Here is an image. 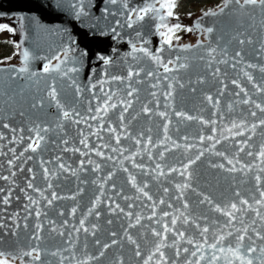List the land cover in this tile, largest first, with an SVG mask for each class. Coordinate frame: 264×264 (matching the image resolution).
<instances>
[{
  "label": "water",
  "instance_id": "obj_1",
  "mask_svg": "<svg viewBox=\"0 0 264 264\" xmlns=\"http://www.w3.org/2000/svg\"><path fill=\"white\" fill-rule=\"evenodd\" d=\"M73 2L74 0H0V25H8L14 29L13 38L18 47L17 55L13 59L0 62V69L3 70L0 71V88L8 92L19 91L21 88L24 90L23 97L17 96L14 104H0V125L9 123L17 129L25 128L22 133L24 140L11 142L13 136L19 137L21 133H13L0 126V134L5 137L0 140V152L4 153L0 154V176L9 177V180L0 179V189H3L0 192V223L5 225L0 228V253H3L0 259H7L10 264H22V261L23 264H60L61 257H64L63 264H118L117 258H122L124 264H144L151 256L149 264H159L160 257L156 247L161 243V237L153 235L155 230L167 237L163 244L168 246L161 247L160 251L165 253L168 264H186L188 260L192 264H209L213 250L208 245L221 235L225 239L219 246H223L225 251L216 250L215 254L219 259L215 264H240L227 249H235L236 237L244 234L245 228L247 235L243 241L242 254L247 255L246 249L251 243L248 236H251L257 247V253L253 257L259 255V248L264 247V240L257 238L256 232L264 234V221L256 212L259 211L264 216V206L256 201L262 199L260 192L264 191V171H261L264 163H261L258 155L261 145L264 144V126L258 125L255 134L251 131V126L264 118V113L255 108V103L264 105V92L257 91L244 73H250L254 82L264 87V73L246 67L249 62L264 64V53L256 52L261 43H264V16L260 10L240 9L238 5L229 4L220 13L224 0L215 9L192 16H177L178 19L167 17L166 11H162L160 14L166 17L164 23L170 27L179 23L182 27L192 28L186 41H173L170 47L164 43V37L160 34L166 33L167 29L161 27L158 30L161 23L159 14L149 12L142 21L136 20L138 12L134 10L150 4L159 8L156 0H124L117 5H111L108 0H84L87 14L80 19L75 18L76 9L70 6ZM75 2L78 3V0ZM125 2L127 8L124 7ZM160 2L163 3L164 0ZM105 6L117 14L104 19L101 10ZM206 12L219 14L205 15ZM129 15L133 21L131 28L127 23ZM116 20L120 21L119 36H100L98 28L93 27L98 25L108 32L115 26ZM208 27L213 28L211 34L204 31ZM137 32L140 36H137ZM249 36L253 39V44H239V39L247 40ZM73 41L75 43L72 50L65 57L64 50ZM132 43L137 48L147 49L152 56H159L161 63L143 52L133 53ZM198 44L201 46H197ZM188 45L192 47L185 50ZM211 48L216 51L210 52ZM25 51L29 53V72L13 73V69L24 66ZM236 51L242 52L243 62L237 63L233 68L231 65L235 62L233 57ZM83 52H87V56H82ZM100 54L110 58L112 63L105 65L99 59ZM58 55L60 60L55 59ZM64 59H67V64L61 63ZM169 60L173 63L169 64ZM221 60H227L228 63H221ZM73 62L80 71L69 72L68 76H64L63 72L72 67ZM49 63L53 67L60 64L61 71L44 73L43 66ZM161 64L166 65L170 71H165ZM181 64L187 67L182 68ZM216 68L221 71L213 75ZM129 70L133 73L139 71L140 75H133L130 82L127 79L123 82L112 80L113 76L127 77ZM33 72L37 75L31 76ZM149 72L153 75L148 76ZM10 75H16L17 79H9ZM21 76L23 79L19 78ZM71 78H75L76 84L85 89L81 95H77L75 88L69 86ZM200 78H203V83L199 82ZM233 80L245 89L247 96L232 83ZM52 82H55L60 99L65 102L66 107L75 108L80 115L73 113L71 119L62 121L66 133L59 130L42 133L46 136V142H42L41 149L35 153L30 149L24 152L30 143L28 137L34 136V133L27 130L33 122L47 121L53 124L55 118L48 113H56L54 107L30 108L33 98H43L47 85ZM129 83L132 88L139 90L132 97L126 95ZM93 84L95 88L91 87ZM152 84L157 86L153 88ZM169 84L172 85L171 88ZM181 84L184 87H180ZM169 91L173 95L166 99L165 93ZM152 92L156 93L155 97L150 95ZM112 93L115 95L109 102L106 94ZM208 95L212 96V101L207 99ZM129 99L133 104L125 113L124 124L121 125L118 115L122 111V105L119 101ZM245 99L249 103H243ZM217 100L218 105L215 104ZM45 103L47 105V101ZM106 103H117V107L110 109L107 115L103 111L97 114L96 108L99 106L103 109ZM145 104L151 109L148 114L142 112ZM89 108L92 111H88ZM20 111H24L25 116L21 117L18 114ZM177 111H182L194 119L178 117ZM251 111L257 113L256 117L251 115ZM160 112L167 115L161 117ZM93 116L97 119H91ZM133 116L136 119H132ZM81 117L85 119L80 124L73 123V120H80ZM234 123L236 127H233ZM165 125L168 128L167 133L164 131ZM109 126L116 128L115 134L108 131ZM79 131L88 136L87 148L79 143ZM93 132L98 135H91ZM117 135L119 144L116 143ZM165 135L169 139L166 140ZM209 136L214 138L209 140ZM61 138H67L69 143H60ZM65 147L70 150L63 151ZM241 147L244 148L243 151H240ZM11 148H15L19 159L9 151ZM73 148H79L80 152L72 151ZM113 148L117 151H112ZM97 150L104 153L103 157L96 154ZM201 151L204 155L195 164L189 165V161L195 159ZM21 152H24L22 156ZM81 152L86 155H81ZM216 152L224 153L233 163L229 164L228 159L216 155ZM248 152L252 155H248ZM29 156L33 159H27ZM57 156L60 160L56 159ZM9 159L15 161L14 165L8 164ZM41 160L49 161L45 167L50 171L52 188L47 187L49 181L44 179ZM81 161L84 162L83 167ZM60 163L69 170L61 169ZM134 164L143 167H134ZM212 164H223L224 168L212 167ZM96 165H100V168L93 171ZM185 165H188L191 177L184 171ZM233 165L237 170L227 171ZM241 165L248 167L241 169ZM29 168L32 172L28 171ZM124 168L128 172H124ZM12 172H16L14 177ZM109 172H114L115 175L105 182ZM33 174L34 180L31 179ZM129 174L135 176L138 187L148 185L144 189L148 196L132 186L128 180ZM256 176L261 177L259 182ZM29 180L35 187L44 190L49 198L55 191L64 199H57L51 206H47L39 193L27 188ZM186 183L191 186L184 188ZM113 184L115 188L112 187ZM81 188L83 192L77 194ZM165 188L168 189L167 192L164 191ZM193 188L196 189L195 192ZM21 189H25L38 203L32 204ZM9 191L10 203L4 205L2 199ZM197 193L207 195L212 203H199L203 195ZM73 196L75 199L71 198ZM125 196L130 199L125 200ZM96 197H99L100 203L95 205V210L89 215L88 209L94 206ZM241 199L249 203L242 205ZM185 202L188 203V208H184ZM233 203L242 211L232 209ZM117 204L124 209V213L132 215L129 217L120 212L116 208ZM216 206L232 212L235 219L229 223V217L216 211ZM73 207L77 208L74 215L71 213ZM37 209L42 213L39 221L35 215ZM45 212L47 216L43 215ZM60 212L64 214L59 215ZM96 212L100 213L99 218L96 217ZM165 212L168 213L167 216L164 215ZM26 216L27 229L23 227ZM82 218H86L84 226L89 229L88 233L83 229L75 231L80 228L79 221ZM173 219L176 220L175 226L172 225ZM50 220L55 221L56 231L51 230L54 225L49 223ZM65 220L68 221L67 224H64ZM109 220L112 221L111 224L108 223ZM37 222L43 226L39 240L31 238L36 232ZM17 223L20 224L18 229L15 227ZM93 225H96L95 229ZM164 225L171 231L165 233ZM203 227H208L209 232L202 236ZM13 231L15 235L12 234ZM93 231L94 236L91 234ZM113 231L117 233L115 237L111 235ZM125 231L140 245V257L135 256V246L127 241ZM60 232L64 235H59ZM179 232H184V237H178ZM229 232L232 235H228ZM96 239L101 241V245L111 243L113 239L119 243L110 247L103 257L89 260L88 257L99 254L100 246L94 244ZM189 239L193 241L192 244L187 242ZM174 242L175 247L172 246ZM199 245H203V248H199ZM37 247L40 252L39 261L24 255ZM176 247L180 249L178 257ZM184 248L189 251L185 253ZM193 251L196 256L191 255ZM52 252H58V255L53 256ZM201 256L204 257L202 260L199 259Z\"/></svg>",
  "mask_w": 264,
  "mask_h": 264
},
{
  "label": "snow or ice",
  "instance_id": "obj_2",
  "mask_svg": "<svg viewBox=\"0 0 264 264\" xmlns=\"http://www.w3.org/2000/svg\"><path fill=\"white\" fill-rule=\"evenodd\" d=\"M118 2H124V0H108V3H110L111 5H117ZM156 3L159 4V8H156L154 5H148L146 7H142V8H139L138 10H134V11H137L138 14L136 16V20L137 21H142L144 18H145V15L148 14L149 12H153V13H156V14H159V20L161 21V23L158 25V30L159 28H166L167 29V32H161V36L164 37V43L169 45L170 47L172 46V43H173V36L175 35V32L178 31V30H181L182 29V26L181 24L177 23L175 24L174 26H169L168 24L164 23L166 17L164 14H160L162 11H166V16L167 17H173L174 16V8L176 7V0H164L163 3L160 2V0H156ZM229 4H235V5H238L240 9H247V8H251V9H259L260 12H261V15L264 16V0H225L224 4L220 7V13H223L224 9L227 8L229 6ZM73 9H76L74 15H75V18L76 19H80L82 16L86 15V10L84 8V0H78V3L74 2L70 5ZM124 7L127 8V3L125 2L124 3ZM102 11V17L104 19H106L109 15H112V16H115L117 13L115 11H110L108 7H103V9L101 10ZM219 13L217 12H206L205 15H218ZM99 19V18H98ZM178 19V17H177ZM128 27H132L133 26V21H132V18H131V15H129L128 17ZM114 24L115 26L111 27L108 32L105 31L104 28L102 27H99L98 25H94L93 27H97L98 28V34L100 36H105V35H109V34H112L114 36H119V31H118V28L120 26V21L119 20H116L114 21ZM199 24H197V28H199ZM187 31H192V28H187L186 29ZM0 31H8V32H14V29L9 27L8 25H0ZM205 32H207L208 34H211L213 32V28L212 27H208L206 29H204ZM137 36H140V33L137 32ZM178 39V38H177ZM239 44L240 45H244L245 43L247 44H253V39L251 38V36H249L247 38V40L245 39H239L238 40ZM75 42L73 41L72 44H69L68 48H66L64 50V56L67 57V54L69 51L72 50V45L74 44ZM197 46H201V45H197ZM132 47V52L135 53L137 51L139 52H143L145 55H148L150 56L152 59H154L157 63H161L160 61V57L159 56H152L151 53H149L147 51V49L143 48V47H140V48H137L136 44L135 43H132L131 45ZM192 46L191 45H188V46H185V50H189ZM216 49L215 48H211L210 49V52H215ZM225 53L227 52V48L225 47L224 49ZM256 52L259 54V53H264V43H261L260 47L258 49H256ZM82 56H87V52H83L81 53ZM23 56H24V66L23 67H19L18 69H13L12 72L13 73H28L29 72V68L27 66V61L29 59V53L28 51H25L23 53ZM236 58H239V59H236ZM55 59L57 60H60V56H56ZM99 59L101 61L104 62L105 65H109L112 63V60L110 58H107L105 57L103 54H100L99 55ZM179 59V58H177ZM233 60L235 61L231 67L235 68L236 67V64L237 63H241L243 62V54L241 51H236L235 52V56L233 57ZM221 63H225L227 64L228 61L227 60H221L220 61ZM61 63H64V64H67L68 61L67 59H64L61 61ZM169 64L173 63L172 60H169L168 61ZM209 65H211V61L209 62ZM161 66L165 67V71H170V69L167 68L166 65H163L161 64ZM180 67H187V65H184V64H181ZM247 68H252V69H258L259 72L261 73H264V64H253V63H247L246 65ZM0 71H3L2 69H0ZM52 71H57V72H60L61 71V68H60V64H57L55 65L54 67L51 66V64H45L43 66V72L44 73H51ZM80 71V68L76 67L75 66V62H73V66L68 68L66 71L63 72V75L64 76H68V73L71 72V73H76V72H79ZM220 69L219 68H216L213 72V75H217L220 73ZM31 76H35L37 75L36 73H31L30 74ZM133 75H136V76H139L140 73L139 71L133 73V71L129 70L128 71V74H127V77H121V76H113L112 77V80H115V81H121L123 82L125 79H127L129 82L131 81ZM153 73L149 72L148 73V76H152ZM245 76H247L248 80L250 82H253V87L257 89V91L259 92H264V87H261L259 84H256L254 82V77L248 73V72H245L244 73ZM20 79H23V77H19ZM9 79L11 80H15L17 79V76L16 75H10L9 76ZM72 79V82L71 84L69 85L70 87H74L75 88V93L77 95H81L83 92H84V88H82L80 85H77L76 82H75V78H71ZM140 81H137V83H139ZM200 83H203L204 80L203 78H200L199 80ZM221 83H223V81H221ZM233 84H235L238 88H240V92H243L245 94V96L248 95V93L245 91V89L243 87H240L239 83L236 81V80H233L232 81ZM157 85L156 84H152L151 87L155 88ZM92 88H95V84H93L91 86ZM129 87V90L127 91L126 95L128 97H132L136 92H138L139 90L136 89V88H132L131 87V84L129 83L128 85ZM172 85L169 84V88H171ZM180 87H184L183 84L180 85ZM193 91H195V89H192ZM23 93H24V90L23 88H21L19 91H16V90H12L11 92H8L6 91L5 89L3 88H0V104H14L15 101H16V97L17 96H20V97H23ZM221 94H223V92H221ZM107 95V99L108 101L110 102L112 100V96L115 95V93H112V95ZM150 95H152L153 97L156 96V93L155 92H152L150 93ZM173 93L171 91L165 93V97L166 99L167 98H170L172 97ZM236 95H239V93H236ZM207 99L209 101H212V96L211 95H208L207 96ZM33 101L30 105V108L31 109H44L45 107H48V108H55L57 111L56 113H48L49 116H52L54 117V121H53V124H49L47 121H45L44 123H37V122H33V125L30 126L27 130L30 132V133H34V136H29L28 139L30 140V143L28 144V146L24 149V152L28 151L29 149L32 151V152H37V150L41 149V146H42V142H46V136L45 135H42V133H49V132H56L57 130H59L60 132H65L66 133V129L64 127V124L62 121L64 120H69L72 118L73 116V113H75L76 116H79L80 113L78 111L75 110V108H72V107H66V104L65 102H62L61 99H60V92L59 90L57 89L56 87V84L55 82H52L50 84L47 85V90L45 92V95L43 98H40V99H35L33 98ZM45 101H47V105L45 103ZM120 105H122V111L119 113L118 115V119L121 123V125L124 124V120H125V113L128 112V110L132 107V104H133V101L132 100H120L119 101ZM243 103L247 104L249 103V100L248 99H245L243 100ZM255 103V102H253ZM215 104L218 105L219 104V100L215 101ZM170 105H165V107H169ZM117 107V103H106L104 108L101 109L99 106L96 108V112L97 114H99L101 111L104 112L105 115H107L108 111L110 109H115ZM229 108H231V105H229ZM255 108L259 109V111L261 113H264V105L260 104V103H255ZM88 111H92L91 108L88 109ZM142 112L145 113V114H148L151 112V109H149V107L147 106V104H145L143 107H142ZM21 117L25 116V112L24 111H20L18 113ZM159 115L161 117H165L167 114L165 112H160ZM176 115L178 117H183L185 119H194V117L192 116H189L187 115L186 113L182 112V111H177L176 112ZM251 115L253 117H256L257 113L255 111H251ZM85 118L84 117H81L80 120H73V123L75 124H80L82 122V120H84ZM91 119L95 120L97 119L96 116H93L91 117ZM102 119V117H101ZM132 119H136L135 116L132 117ZM201 122H204V121H201ZM206 123V122H204ZM214 123V121H213ZM54 125V126H53ZM259 126H264V118L262 119H259L258 121V124L257 123H253L252 126H251V131L253 132V134H255V130L256 128ZM3 128L5 129H10L13 133H16V132H19L21 133V135L19 137H16V136H13L12 137V141L11 142H17L18 140L19 141H22L24 140V136L22 135V133L25 132V128L24 127H20V128H14V127H11V125L9 123H3L2 125ZM233 127H236V124L234 123L233 124ZM89 128H91V125H89ZM101 128H102V125H101ZM108 131L110 133H113L115 134L116 133V128L114 127H111L109 126L108 128ZM164 131L165 133H167L168 131V128H167V125L164 126ZM213 131H215L213 129ZM239 134V133H238ZM78 135L81 137V139L79 140V143L80 144H83L86 148L88 147V136L85 135L83 133V131H79L78 132ZM91 135H98L97 132H93L91 133ZM100 139H103V137H99ZM116 143L119 144L120 143V139H119V136L117 135L116 137ZM214 137L213 136H209L208 139L209 140H212ZM5 139V137L0 134V140H3ZM165 139H169V137L167 135H165ZM185 139H187V137H185ZM249 139H251V137H249ZM201 140H203V137H201ZM149 141H150V138H149ZM53 143H56V141H53ZM60 143L64 144V145H67L69 143L68 139L67 138H61L60 140ZM137 143H139V141L137 140ZM246 144V141L244 142ZM106 146V145H105ZM213 147H215V145H213ZM70 149L65 147L63 148V151H69ZM72 151H76V152H80V149L79 148H73L71 149ZM244 148L241 147L240 148V151H243ZM9 151H11L13 153V156L16 157V159H19V156H16V151H15V148H11L9 149ZM112 151H117L116 148H113ZM24 152H21L20 153V156H22L24 154ZM0 154H4L2 152H0ZM96 154L99 155V156H102L104 155V153L100 152V151H96ZM216 155H221V156H224V153L222 152H216L215 153ZM81 155H86V153L84 152H81ZM204 153L201 151L196 157L195 159H192L189 161V165L190 164H195L197 160L200 159L201 156H203ZM248 155H252L251 152H248ZM259 157L261 158V163H264V144L261 145V148H260V151L258 153ZM161 158H163V153H161ZM225 159H228L227 156H224ZM27 159L31 160L33 159V157L29 156L27 157ZM57 160H60V157L57 156L56 157ZM108 159H111V157H108ZM89 163H92L91 160L88 161ZM15 161L13 159H9L8 160V164L11 166V165H14ZM41 163V167L43 168V172H44V179L45 180H48L49 183L47 185L48 188H52V184L50 183V179H51V176H50V171L47 167H45V165L47 163H49V161H45V160H41L40 161ZM81 163V167H83V161L80 162ZM228 163L229 164H232L233 161L231 159H228ZM237 163H239V161H237ZM134 167H143L142 165H136L134 164L133 165ZM212 167H219V168H224V165L223 164H219V165H216V164H212L211 165ZM59 167L61 169H63L64 171H68L69 168L66 167L63 163H60ZM157 167L159 168L160 166L157 165ZM245 167H248L246 165H241V169L245 168ZM100 168V165H96L93 169V171H98ZM21 171H23V168L20 169ZM237 169L235 168V165H233L232 168H229L227 169V171H236ZM29 172H32V169L29 168L28 169ZM124 172H128V169L127 168H124L123 169ZM173 171H175V169H173ZM185 172H187V175L188 177H191V172H188V165H185V169H184ZM261 171H264V169H261ZM73 175H76L75 172L72 173ZM182 175L184 173H181ZM11 175L14 177L16 175V172H12ZM115 175L114 172H109L107 174V176L105 177V182L107 180H110L112 179V177ZM0 179H3V180H9V177L8 176H0ZM32 180L35 179V174H33ZM128 180L131 182L132 186L134 188L137 189L138 192H142L145 196H148V193L144 191V189L148 186L147 184H144L143 187H138L137 186V182H136V178L135 176L129 174L128 176ZM256 180L259 182L261 180V177L260 176H256ZM93 183H96L95 180L92 181ZM103 185H101L102 187ZM191 185L190 184H184L183 187L184 188H188L190 187ZM113 188H115V185L113 184L112 185ZM179 187V186H178ZM27 188L28 189H32L34 192H37L40 194V197L42 199H44L46 201V205L47 206H51L53 204V202L57 199H64V197L62 196H58L57 193L55 191H53L51 193V198H49L48 196H46L44 194V190H41L40 188L38 187H35L34 184L31 182V180L28 181L27 183ZM194 192L196 191V189H192ZM3 189H0V192H2ZM21 191H25V189H21ZM165 192L168 191L167 188L164 189ZM83 192V189H79V193H82ZM103 193H101L102 195ZM198 195H203L202 193H197ZM25 195L27 196V199L32 203V204H37L38 201L37 200H34L33 197L31 195H28L27 192L25 191ZM237 195H239V193H237ZM260 196H261V200H257L256 203L257 204H261L262 206H264V191H261L260 192ZM10 198H11V191L8 192L7 195H5L2 199V203L4 205H8L10 203ZM72 199H75V196L71 197ZM149 199H151V197L149 196L148 197ZM182 197H178V199H181ZM125 200H128L130 199V197L128 196H125L124 197ZM205 201H208L209 204L212 203V201L210 200V198L207 196V195H203V199L199 201V203H204ZM161 203H163V200L160 201ZM100 203V199L99 197H96V199L94 200L93 202V207L92 208H89L88 209V214L91 215L92 212L95 210V205L96 204H99ZM249 202L247 200H244V199H241L240 200V204L242 205H245V204H248ZM132 205H129V207H131ZM250 206V205H249ZM27 207V206H25ZM169 207H171V205H169ZM189 205L187 202L184 203V208H188ZM116 208H119L120 209V212L124 213V209L120 207L119 204L116 205ZM231 208L234 209V210H237V211H242V209H239L237 207V204L233 203L231 205ZM216 211L218 212H223V214L227 217H229V223L232 222L233 219H235L234 215L232 212H228V211H224L222 210L219 206H216L215 208ZM77 211V208L76 207H73L71 209V213L74 215ZM112 211H115V209H112ZM31 213L29 212V215ZM64 213L63 212H60L59 215H63ZM96 217L99 218L100 216V213L99 212H96ZM126 216H131L132 214L131 213H124ZM36 217H37V221H39V217L42 215L41 211L39 209L36 210V213H35ZM43 215L47 216V213H43ZM165 216L168 215V213H164ZM256 215L258 217H260V219L262 221H264V216H261L260 212L257 211L256 212ZM151 218V217H149ZM85 219L86 218H82L80 221H79V224H80V228H77L75 229L76 232H79L81 229H83V231L85 233H88L89 232V229L87 227H85ZM27 216L25 217V223L23 225V227L25 229L28 228V224H27ZM243 222V221H241ZM50 224L54 225L53 228L51 229L52 231H56V228H55V221H52L50 220L49 221ZM68 221L65 220L64 221V224H67ZM109 224L112 223L111 220L108 221ZM137 223H139V217H137ZM185 223H187V218L185 219ZM253 223H255V221H253ZM176 224V220L173 219L172 220V225L175 226ZM132 225H130L131 227ZM5 225L0 223V228H4ZM15 227L18 229L20 228V224H15ZM93 229L96 228V225H93L92 226ZM197 227L199 228V225H197ZM35 229H36V232L35 234L31 237L32 239H36V240H39L41 239L40 237V232L43 231V226L41 223L37 222L35 224ZM171 231V229L167 226V225H164V232L167 233ZM239 231V229L237 230ZM255 231V230H254ZM209 232V228L208 227H203L201 229V235L203 236L204 234L208 233ZM244 234L242 235H238L236 237V240H237V244H236V247L235 249L233 250V248L231 247H228V251L231 252L233 254L234 257H236V259H238L240 261V264H264V247H260L259 248V255L253 257V254L254 253H257V247L255 246V240L252 239L251 236H248V239L251 241L250 245L247 247L246 249V253L247 255L245 256L244 254H242L241 252V249L243 247V241L245 239V236L247 235V228H245L243 230ZM13 235H15V231H13L12 233ZM93 236L95 235V231H93L91 233ZM59 235L63 236L64 233L63 232H60ZM111 235L113 237H115L117 235L116 232H111ZM153 235L154 236H157V237H161V243L157 244V247H156V252L159 253V257H160V261H159V264H168V260L165 258V253L160 251L161 247H167L168 245H165L163 244V240H166L167 237L164 236L162 233L160 232H157L155 230H153ZM185 233L184 232H179L178 233V237H184ZM228 235H232L231 232L228 233ZM124 236L127 237V241L134 245L135 246V250H134V254L136 257H140L141 256V251H140V245L137 243L136 239L133 238L132 235H130L127 231L124 232ZM256 237L261 239V240H264V234H261L260 232H256ZM225 239V237L223 235H221L215 242L211 243L208 245V247L210 249L213 250V255L211 257V259L209 260V264H215V261H217L219 259L218 256H216L215 252L216 250L220 251V252H224L225 249L223 246H219L221 245V241H223ZM189 244H192L193 241L191 239H189L187 241ZM119 241L116 240V239H113L111 241V243H104L103 245H101V241L99 239H96L94 241V244L97 245V246H100V251H99V254L98 256L96 257H88L89 260L91 259H99L100 257H103L105 255V252L110 248L112 247L113 245H116L118 244ZM205 243H207V240L205 239ZM175 247V242L173 243V245ZM219 246V247H218ZM87 247V243H85V248ZM199 248H203V245H199L198 246ZM183 251L185 253H187L189 251L188 248H184ZM175 252H176V255L177 257L179 256L180 254V249L178 247H176L175 249ZM33 253H35V255L33 256ZM3 253H0V256H2ZM25 256H30V257H33L34 260L36 261H39L40 260V252H39V249L38 247L37 248H32L30 251L28 252H25L24 253ZM52 255L53 256H57L58 255V252H52ZM153 255H155V253H153ZM192 256H196V252L193 251L191 253ZM204 257L201 256L199 259H203ZM118 259V264H124V261L122 258H117ZM152 259L151 256L148 257L147 260L144 261V264H149V261ZM63 260H64V257H61V262L60 264H63ZM0 264H9V261L7 259H0ZM22 264H23V261H22ZM80 264H86V262H80ZM173 264H175V262H173ZM186 264H192V261L191 260H188L186 261Z\"/></svg>",
  "mask_w": 264,
  "mask_h": 264
},
{
  "label": "trees",
  "instance_id": "obj_3",
  "mask_svg": "<svg viewBox=\"0 0 264 264\" xmlns=\"http://www.w3.org/2000/svg\"><path fill=\"white\" fill-rule=\"evenodd\" d=\"M218 3H219V0H176V7L174 8V14L186 15V14L197 11V9L199 11L212 9V8H215V6H217ZM181 35L186 36L187 31L182 30ZM12 46H13L12 43L11 45H6V50L10 51ZM0 49H1V46H0ZM2 53L0 52V60L3 59ZM6 54H8V52H6Z\"/></svg>",
  "mask_w": 264,
  "mask_h": 264
},
{
  "label": "rangeland",
  "instance_id": "obj_4",
  "mask_svg": "<svg viewBox=\"0 0 264 264\" xmlns=\"http://www.w3.org/2000/svg\"><path fill=\"white\" fill-rule=\"evenodd\" d=\"M222 1L223 0H219V3L217 4V6H220ZM200 13H202V11H199L197 9V11H195L193 13L186 14L185 16H192V15H197V14H200ZM13 35H14V32L0 31V46H1L0 52L1 53L4 52V47H2L3 45H5V44L6 45H11V43L13 44V46H12V48L10 50V53H8V54L2 53L3 59L0 60V62H4V61H7L9 59H13L17 55L18 47H17V44L14 41ZM177 38H179L178 37V33L175 32V35L173 36V39H177ZM179 40H183V39L180 38Z\"/></svg>",
  "mask_w": 264,
  "mask_h": 264
},
{
  "label": "flooded vegetation",
  "instance_id": "obj_5",
  "mask_svg": "<svg viewBox=\"0 0 264 264\" xmlns=\"http://www.w3.org/2000/svg\"><path fill=\"white\" fill-rule=\"evenodd\" d=\"M2 47H4V52H3L4 54H6V52L10 53V51H7V50H6V44L3 45Z\"/></svg>",
  "mask_w": 264,
  "mask_h": 264
}]
</instances>
